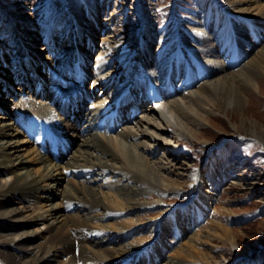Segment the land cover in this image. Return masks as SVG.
<instances>
[{
  "label": "bare ground",
  "instance_id": "obj_1",
  "mask_svg": "<svg viewBox=\"0 0 264 264\" xmlns=\"http://www.w3.org/2000/svg\"><path fill=\"white\" fill-rule=\"evenodd\" d=\"M99 1L59 0V18L67 16L69 21L73 20L68 25L76 34L73 47L61 49L59 44H55L54 48L50 47L51 51L46 59L39 53L36 56L29 52L25 66L22 64L23 60H12L13 63L17 61L15 65L18 69L14 70L15 80L12 84L8 83L11 84L10 88L14 87L15 82L23 84L22 90L18 87L20 93H15V89L12 91L16 95L14 99L6 97L7 91L12 90L8 88L10 84L6 83L4 86L6 93L0 90V172H9L12 179V182L5 180L0 183V264H52L50 260L53 258L49 259V256L58 254L69 255L68 262L64 264H125L128 260H133L132 263L136 260V264H149L145 252L143 253L147 245L143 243L155 239L157 249L162 250L163 241L166 244L173 243L175 236L168 239V235L160 233V228L155 230L154 222L158 218H164L167 209L154 217L142 216L151 214L147 212L148 205L166 202L165 193L175 194L183 189V185L178 183L180 180L176 182L169 176L173 173V167L176 169L179 164L175 157L179 153L164 150L167 163L153 161L155 153L161 150V143L150 130H164L166 123L170 132L174 131L176 138L180 137L182 142H190V139L199 136L198 129L209 124L211 118L232 116L231 118L240 117L242 121L250 117L256 120L258 114L251 106L264 105V87L260 82V77L264 76V41L260 35L261 31L264 32V20H260L264 19V4L259 0H225L227 11L214 6L213 9L217 12L212 14L221 12V17L227 20L224 22L226 27L221 34L222 38H217L216 41L213 36L206 34L207 24L202 23L193 9V16L179 20L180 28L186 26L184 33L180 34L183 43L176 46L175 43L179 40L176 32L169 27L163 29V41L157 49L160 57L158 55L152 59L156 67H152V61L149 60L151 58L147 55L157 36L153 28L154 14L150 7H145L147 25L142 45L148 62L138 70L140 73L147 70L153 79L154 92L151 98L154 104L145 107L139 102L137 105L140 107L131 118L122 115L129 105L125 104L129 99L127 96L132 95L129 94L131 92L127 79L125 83L123 78L125 69L111 66L112 50L119 46H115L117 42L112 37L106 38L105 45L99 49L96 45V32L101 29ZM204 1L214 3L212 0ZM23 3L17 2L11 6L15 11L13 15L19 20L9 22L8 25L17 35V40L22 41L20 48L30 50L37 41L31 42L23 33L28 34L29 38V34L38 36V33L33 28L30 31L22 29L31 21L29 14L23 12L25 7L17 10ZM0 11L5 14L4 10ZM241 15L251 16L253 23L242 21ZM255 17L261 18L254 19ZM59 18L57 15L56 20ZM108 21L112 24L111 20ZM48 35L53 38L51 33ZM197 36L203 40L199 42ZM26 42H31L32 45L28 46ZM230 42L236 44V49H231L233 44H229ZM168 46H174V52L161 60L162 54L163 57L165 53L167 55ZM184 51H188L187 57H184ZM224 51L226 54H223ZM236 52L240 54V61L236 59L238 56L234 58ZM198 59L205 66L208 64L202 74L194 73V66H200ZM53 62H57V66H51ZM237 63L242 64L237 67ZM41 64H45L44 74L39 73ZM68 64L73 65L74 69H65L64 66ZM91 65H94L92 70ZM52 67L58 70L57 74ZM157 68H161V71ZM237 68L240 69L236 70ZM29 70L40 85L33 95L46 100L45 105L47 98L50 100L52 116L48 121L37 117L33 129L45 126L53 134L59 147L52 154L41 153L36 145L32 146L26 137H22L25 133L24 115L31 117L34 113V109L25 101L28 94H31V88L27 87L31 82V77L27 75ZM184 72L187 80L179 81ZM63 74L77 79L84 93V97L77 98L71 106L68 103L69 96L62 95L57 88L60 83L64 85ZM0 77L7 79V76ZM2 83L4 82L0 83V87ZM86 98L92 108L90 111L83 107ZM138 100L139 97L136 101ZM149 108L152 112L148 111ZM65 114H73L72 119L76 123L83 121V127L77 128L74 122L65 118ZM51 117H54L53 121H50ZM133 122L136 123L129 125ZM87 132L91 135L83 139L78 137ZM256 136L264 142L263 133H257ZM27 145L29 149L24 154L22 146ZM179 146L180 144L176 147L180 148ZM188 151L191 149L188 148ZM209 171L214 190L217 191L225 184L227 176L217 160L213 161ZM71 173L73 178H69ZM79 177L83 180H78ZM185 183L190 188L195 185L196 191L193 194L196 195V207L202 203L204 211L213 209L212 206L217 201L216 193L201 191L198 176H189L188 173ZM155 193L158 198L151 201ZM15 196L19 197L18 200L27 202L21 211L13 206L18 202ZM54 200L56 201L53 202ZM62 204L79 207L80 210L75 214L65 213ZM132 212L135 215L132 220L119 219L121 213ZM187 213L189 211L186 209L179 212L183 216H187ZM107 218H110L108 224L104 222ZM40 222L46 231L27 229ZM130 223L143 229L141 231L144 233L137 241H128V233L133 229ZM210 224L226 235L231 232L228 226L216 221ZM170 225L176 228V233L177 230L178 233L181 229L187 230L184 225ZM145 229L147 230L144 231ZM45 232L50 235H45ZM204 236L203 229L189 236L184 242L191 243V249L186 250L188 255H191L193 248L205 243L202 240ZM209 236L216 237L218 234ZM39 238H43L44 243L32 244ZM182 245L170 254L166 264H187L172 258L175 253L183 251ZM160 254L163 255V252ZM23 256L24 260L21 262L20 257ZM209 257L211 256L203 254L202 260L196 263L203 261L204 264H212L214 257L211 260Z\"/></svg>",
  "mask_w": 264,
  "mask_h": 264
},
{
  "label": "rangeland",
  "instance_id": "obj_2",
  "mask_svg": "<svg viewBox=\"0 0 264 264\" xmlns=\"http://www.w3.org/2000/svg\"><path fill=\"white\" fill-rule=\"evenodd\" d=\"M52 1L53 0H0V9L5 11V14L0 11V67L2 66L0 68V75L4 77L7 76L8 79L5 80V78L0 77V81L4 82L0 87V90H3V92L6 93L7 91L4 90L5 84H10L8 82H11L12 84L13 80H15L16 74L14 70L18 69L15 65V62L17 61L13 63L12 60H23L22 64L25 66V60L28 55L30 56L29 52H31V55L36 56L39 53L43 55V59H46L47 54L51 51V48H54L55 44H59L58 46H61V49L73 47L76 34L73 33V29L68 27V25L73 20L69 21V17L67 16L59 18L60 2L59 0H55L54 3ZM212 1L214 3H208L204 0L99 1V9L101 12L99 16V23L101 29L96 32V45L99 49V47L105 45L104 43L106 38L112 37L115 39V42H117L115 46H119L121 49L114 47L112 50L111 54H113V64L111 66L119 67L118 69H125L123 78L125 83L127 79V86L129 87L131 94H133L131 105L127 107L128 109L125 112V118H131L136 115L135 109L137 102H135V97L138 95L140 96L139 101H143L141 103L143 106H152L149 100L154 92V87L152 86L153 79L146 69L144 72L141 71L142 74L138 69H141L142 66L146 65L148 62L147 55L150 56L151 59L149 60L151 61L152 59L154 60L157 58L158 55L160 57V54L157 53V49H159V46L163 41V37L161 35L163 29L169 27L172 31L176 32L177 36H179V40L175 43L176 46L180 43H183L181 42L182 36L180 34L184 33L186 26H184L185 29L183 27L180 28L181 23L179 20L180 18L184 19L185 17L193 16L194 9V11L198 13L197 17L200 16L202 23L205 25L207 24L206 34L208 36H213L215 41L217 38H222L221 34H223L226 27L224 22L226 23L227 20L221 17V12L215 15L212 14V12H217L216 9H213L214 6H217L218 9L220 7L221 9L227 11V9H225L227 4L224 2L225 0ZM259 1L261 4H264V0ZM17 2H24L23 5H19L17 10H20L21 7H25L26 9L23 12L25 14H29L30 17L28 18L31 19L29 25L22 29L30 31L31 28H33L37 31L36 33H38V36L29 34L30 38L27 36L28 34L23 33V36L25 35L26 39H30L31 42L37 41V43L33 45L30 50L26 48H20L22 41L17 40V35L13 33V30L9 28L10 25H8L9 22H16L19 20L15 18L13 15L15 11L11 9V6ZM145 7H150L153 11V28L154 34L157 35L155 36L153 46L147 55L145 54L146 50L142 45V38H144L143 34L147 25L146 19L144 17ZM228 13L232 14V12ZM57 15L59 20H56ZM256 18L261 17H255L254 19ZM241 19L242 21L246 20L247 22L253 23L251 16L241 15ZM108 20H111L112 24H109L110 21ZM260 20L263 21L264 19L261 18ZM87 29L88 27L86 28L85 32H87ZM49 33L53 35V38L48 37ZM260 35L264 41V32L261 31ZM196 39H198L199 42L203 40H201L198 36ZM31 42L26 43L28 46H31ZM209 44H211V41ZM229 44H233L231 46L232 50L234 48L236 49L235 43L230 42ZM24 46L25 45H23V47ZM46 48H48V50ZM173 50L174 46H170L167 50V55L165 53V56L163 57L162 54L161 60L168 58L174 52ZM186 53H188V51H184V57H187ZM228 53L229 50L227 51V55ZM223 54H226L225 51ZM231 55L232 53L230 52L229 57H231ZM235 57H237L236 59L240 61V54L238 55L236 52L234 58ZM198 61L200 66H194V73L202 74L203 69L207 68L208 64L205 66L201 59H198ZM57 64V62H53V64L50 65L57 66ZM241 64L242 63H237L235 66L239 67ZM130 65H134L135 67L133 68ZM151 65L152 67H156L153 61ZM44 68L45 64H41L39 73L44 74ZM64 68L67 70L74 69L73 65L69 64L64 66ZM92 68H94V65H91V70ZM198 68H200V70ZM52 69L56 74L58 73L57 69H54L53 67ZM157 69L161 71V68ZM238 69L240 68H237L236 70ZM28 72L29 74L27 75L31 77V82L27 84V87L31 88V94H28L25 101L34 109L32 116L36 115L38 118L48 121V118L52 116L50 111V100L47 98V104L45 105L44 103L46 100L33 95L35 93L34 91L37 92V88L39 89L40 85L39 81H35L36 76L33 75V72L31 70ZM143 74L147 75L144 76ZM184 75L185 72L181 74V79H179V81L184 82L187 80V77ZM186 75L188 76V73ZM62 78H65L64 82L67 85H62L60 83L57 85V88L60 93L71 94L73 96L71 97V103L73 104L76 101L75 98L79 97L72 93V90L80 88L81 84L76 81L75 78L69 77L66 74H63ZM260 82L264 87V76L260 77ZM11 84L8 85V88L11 87ZM22 85L23 84H18L15 82L14 87L12 86L13 88H10L12 90L7 91L6 97L13 99L16 98V95L12 91L15 89V93H20V89L18 87H21L22 90ZM146 86H148V88ZM146 92L149 93L147 94ZM12 94H14V96ZM262 95H264V93ZM88 104V100L86 99L83 103V107L87 111H90L92 108H90V105ZM44 106L46 107L44 108ZM251 108H255L254 111H256L258 114L256 120H254L253 117V119L250 117L247 120L242 121L240 117L231 118L232 116L230 118L222 116L221 119L211 118V122L209 124H205L203 125V128L198 129L200 131L199 136L190 139V142H187V140H183L182 142L180 137L176 138L174 131L170 132V127L166 123L164 130H158L157 128L150 130V132L155 135L161 143V150L155 153V158L152 159L153 161L158 160L161 163H163V161L165 163L167 161L165 160V151H173L175 154L179 153L177 154L178 156H175L176 161L179 162V164L177 165L176 169L173 167V173H171L169 176H171V178L176 182L180 180L178 183L183 185V189L177 191L175 194L172 192L165 193L164 200L166 202H163L161 205H148L147 212L151 214L142 216L154 217L157 216L158 213L167 209L168 212L165 214L164 218H158L154 222L155 230L157 231L158 228H160V233H163V235H168V239H171V237L175 236V242L173 243L171 242L166 244V242L163 241V247L161 246L162 250L157 249V243L154 241L155 239L151 240V242L148 241L149 243H143L147 245L143 253L145 252L149 264H166V260L170 254L177 251L182 244L183 251H180V253L177 254L175 253V256L173 255L172 258L174 260L184 261L187 264H197L196 261H201L203 254L211 256L209 259H212V256L214 257L211 262L212 264H264V142L256 136L257 133L264 134V114L262 115V112H264V105L256 104V106H251ZM84 109H82V112ZM148 111L152 112V109L149 108ZM72 115L65 114V118L71 120V122H74ZM9 117L12 119L11 116ZM138 121L139 119L136 122ZM136 122L130 123L129 125H134ZM74 123L79 129L84 125L83 121ZM44 127L45 126L41 128ZM63 128H65L64 125ZM65 133H67V135L69 134V132ZM89 135L91 134L87 132L82 133V135H79L78 137L83 139ZM44 136L45 135L42 133L40 134V140H36V138L29 136L27 133L22 134V137H26L32 146L33 144L36 145L41 153H44L40 148V144H42ZM178 144H180V148L176 147ZM53 146L54 142L48 141L47 148L52 149ZM22 148L25 149L22 152L26 154L29 146H22ZM188 148H190L191 151H188ZM214 160L218 161L219 165H221V168L227 176V182L225 181V184H223L222 187L217 191L214 190L213 184L211 182V175L209 174L210 166L213 164ZM188 173L189 176H198L200 181L198 187H200L201 191L210 190V193H216L217 201L215 202V206H212L213 209L209 210V212L203 210L204 206L202 203H199L201 206H195L196 195L193 194V192L196 191L194 188L195 185H193L194 187L192 186L193 188H190L185 183ZM69 178H73L72 173L69 175ZM77 179L80 181L83 180L80 177ZM5 180L12 182L11 174L9 172H0V183H3ZM154 196L155 197L150 199L151 201L158 198L157 193H155ZM18 198V196H15V200L18 202L14 203L13 206L21 211L22 207L27 205V202H22L21 200H18ZM55 201L56 200L53 202ZM62 206L65 213L75 214L78 212L77 210H80L79 207H70L69 204H62ZM216 208L218 209V212ZM184 209L189 211L187 216L179 214V212ZM22 213L26 214L27 212ZM202 213L203 215H201ZM120 217V220L128 221L132 220L135 215L134 212L121 213ZM109 221L110 218H107L104 222L108 224ZM213 221L228 226L231 229V232L227 235L222 231L221 233L220 230L212 227V224L210 223ZM195 222L197 223L194 224ZM171 223H174L176 226L184 225V228L187 230L183 231L181 229L179 233L177 230V234L175 232L176 228L173 225H170ZM129 225L133 229L128 233V241H137V239L142 236L141 234L144 233L141 231L143 229H141L140 226H133L132 223ZM27 229L30 231H34V229L35 231L40 230L39 232L44 230L46 231L45 226L41 224V222L35 223L31 227H27ZM202 229L205 231L206 235L202 237V240H204L203 242L205 243H202L201 245L199 244L193 248L191 255H188L186 250L191 249V243L184 244V242L188 240L189 236L199 232ZM146 230L147 229L144 231ZM212 234H218V236H209ZM45 235L48 236L50 234L45 232ZM41 243H44L43 238H39L35 242L33 241L32 244ZM160 252H163V255H161ZM20 258L22 262V260H24V256ZM49 259H51L50 262L52 264H64L65 262H68L69 255L58 254L54 257L49 256ZM132 261L128 260L125 262V264H136V260L134 263H132ZM198 264H204V262L202 261Z\"/></svg>",
  "mask_w": 264,
  "mask_h": 264
}]
</instances>
